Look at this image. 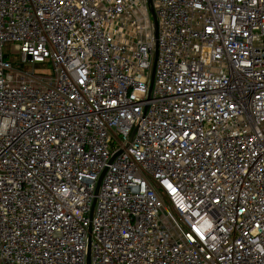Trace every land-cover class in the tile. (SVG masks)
<instances>
[{"label":"built area","instance_id":"2783aa9c","mask_svg":"<svg viewBox=\"0 0 264 264\" xmlns=\"http://www.w3.org/2000/svg\"><path fill=\"white\" fill-rule=\"evenodd\" d=\"M151 8L0 0V264H264V0Z\"/></svg>","mask_w":264,"mask_h":264},{"label":"water","instance_id":"95a60500","mask_svg":"<svg viewBox=\"0 0 264 264\" xmlns=\"http://www.w3.org/2000/svg\"><path fill=\"white\" fill-rule=\"evenodd\" d=\"M147 2L149 4V12H150L152 22H153V34H154V37L156 39V37H157V20H156L155 14L151 8V0H147ZM156 51H157V49L155 48V56H156ZM153 71H154V65H153L152 74H151V83L153 81ZM88 251H89V248H88Z\"/></svg>","mask_w":264,"mask_h":264},{"label":"rangeland","instance_id":"374dc122","mask_svg":"<svg viewBox=\"0 0 264 264\" xmlns=\"http://www.w3.org/2000/svg\"><path fill=\"white\" fill-rule=\"evenodd\" d=\"M11 49H12V46H10V44H6V45H5L4 50H5L6 53L10 54ZM10 61H11L13 64L17 63V62L19 61V56L16 55V54H12V55H10ZM28 66H29V65H28ZM44 67H45V71H46V72H50V69L47 70V69H46V66H44ZM35 68H36L35 70H36L37 72H38V70H42V69H43V68H41V65H36ZM24 69H25V68H24Z\"/></svg>","mask_w":264,"mask_h":264}]
</instances>
